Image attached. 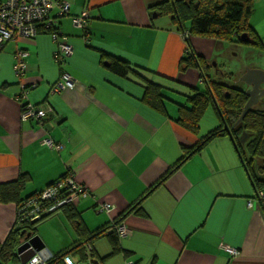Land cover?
Returning a JSON list of instances; mask_svg holds the SVG:
<instances>
[{
	"label": "crops",
	"instance_id": "crops-1",
	"mask_svg": "<svg viewBox=\"0 0 264 264\" xmlns=\"http://www.w3.org/2000/svg\"><path fill=\"white\" fill-rule=\"evenodd\" d=\"M157 1L70 0V13L59 24L73 46L64 64L56 61L57 44L47 32L0 48V184L24 175L25 198L71 169L88 188L75 204L80 228L64 210L35 225L34 235L52 254L91 238L99 264H264V202L245 161L230 134L206 139L222 125L216 108L209 103L194 130L179 121V106H191L188 96L206 84L198 67L181 69V59L194 52L208 61V75L215 78L214 70L217 76L223 71L212 59L228 40L180 29L169 14L153 12ZM85 11L88 40L72 23ZM19 49L29 52L26 81L38 83L27 101L51 109L42 121L22 119L14 68ZM113 57L128 62L126 75L109 67ZM247 68L260 67L223 72L232 76L227 82L215 79L251 90L254 83L239 81ZM62 71L75 85L52 92ZM149 83L161 86V107L148 99ZM263 98L264 92L252 107L264 110ZM211 105L216 116L209 113L206 122ZM103 203L111 204L110 212L99 209ZM17 204L0 202V246L15 228ZM119 221L131 234L119 237L114 251L109 233ZM101 229L106 231L95 235ZM71 256L77 264H92L78 253Z\"/></svg>",
	"mask_w": 264,
	"mask_h": 264
},
{
	"label": "trees",
	"instance_id": "trees-1",
	"mask_svg": "<svg viewBox=\"0 0 264 264\" xmlns=\"http://www.w3.org/2000/svg\"><path fill=\"white\" fill-rule=\"evenodd\" d=\"M254 3L255 0H159L150 7L155 13L169 14L171 19L179 24L180 29H185L183 23L190 20L191 26L188 30L191 33L215 36L224 40H229L232 34H236L238 39L242 42L264 46L259 39L255 28L249 22L250 15L254 11ZM87 31H89L88 27ZM244 33L249 36L248 41L241 40V34ZM187 51L188 52L185 53L181 59L180 68L185 69L186 67L192 66L198 67L202 80L205 81L208 86V90L205 92L196 90L193 95L188 96L191 106H179V121L191 130L198 128L201 115L206 106L209 103H212L220 116L222 125L220 128H217L214 132L210 133L206 139L208 140L209 138L222 133H228L232 136L255 184L257 197L264 202V198H260L258 195L259 191L264 192V159L261 160V163L254 164L253 159L249 157L251 155L264 157V110L252 109L246 114L241 122H238L249 98L247 92L243 89L231 87L228 84L209 76L208 70L210 65L208 61L201 56H197L190 50ZM108 63L113 71L121 75H126L130 70L128 62L117 57H113ZM218 73V77L220 78L225 76L223 72L219 70ZM227 77L232 76L230 74ZM160 88L161 86L156 83H149L147 85V94H149L147 95L148 99H150L154 105L159 107L162 106L163 101V94L160 92ZM225 125L230 129L226 128ZM236 125L239 127L235 128ZM241 129H248L253 131L256 135V139L248 143L246 151L239 147L241 145L239 144L237 135L241 132ZM205 140L196 147L186 150L179 163L186 159L193 151L200 149ZM70 171L72 172L71 169L68 170L60 178L50 182L44 188H41L25 198H22L21 196L22 187L25 183L24 175L17 180L0 184V202L18 201L16 216V222H18V219L24 211H21V209L26 206L28 200L39 195L45 188L58 184ZM72 173L74 174V172ZM45 203L49 205V202ZM75 204L76 202L64 204L52 212L44 213L37 221L27 219L21 223L23 224L22 228H18L15 225V228L0 246V264H4V262L9 260L18 261L16 248L20 243L21 238H24L27 232L35 234V225L37 222L60 210L67 211L69 217L72 218L80 228L81 220L79 219ZM27 210L29 213L30 209L28 208ZM120 223L123 222H115L113 224V231L109 233L114 244V251H117L119 248V237L121 236L119 235L117 226ZM22 231H24L23 235L21 234ZM105 231L106 230L101 229L100 232H97L95 235L102 234ZM88 246H91V248ZM72 253H78L86 262L90 261L92 264H99L98 260L94 258L95 253L91 238L83 239L75 246L59 252L58 254H53L47 264H66L64 262V257L67 255L71 256Z\"/></svg>",
	"mask_w": 264,
	"mask_h": 264
},
{
	"label": "built area",
	"instance_id": "built-area-1",
	"mask_svg": "<svg viewBox=\"0 0 264 264\" xmlns=\"http://www.w3.org/2000/svg\"><path fill=\"white\" fill-rule=\"evenodd\" d=\"M70 0H4L0 1V48L9 40L20 37L34 38L40 32L50 33L57 44L55 59L59 64H64L67 56L73 52V46L68 42V36L59 28V22L62 18L69 15ZM88 12H82L80 15L72 17L74 26L84 31V36L88 40ZM185 32V36H188ZM29 52L26 49H19L16 53L15 73L20 78L21 91L18 99L22 101V119L42 121L51 109L43 105H36L27 101L28 93L37 86V82L26 81V71L28 69L27 56ZM75 78L66 71H62L61 77L52 86V92H61L66 88L75 85ZM26 99L24 102L23 100ZM44 141L52 147L60 148L51 138H45ZM73 172V171H72ZM71 171L58 184L45 188L39 195L27 201L26 206L21 209L22 215L16 222V227L22 228L23 221L38 220L44 213L52 212L60 206L69 202H76L89 195L86 186L79 183ZM260 198H264V192L259 191ZM45 202H49L47 205ZM252 202H250L251 204ZM30 209L28 213L27 209ZM100 210L110 212L111 204L103 203ZM20 211V212H21ZM120 236H129L131 230L124 224L117 226ZM91 248V246H88ZM231 254H239L238 249L225 245ZM53 256L52 252L43 247L35 251V254L25 264H47ZM66 264H77L71 256H65ZM132 264V262H129Z\"/></svg>",
	"mask_w": 264,
	"mask_h": 264
},
{
	"label": "rangeland",
	"instance_id": "rangeland-1",
	"mask_svg": "<svg viewBox=\"0 0 264 264\" xmlns=\"http://www.w3.org/2000/svg\"><path fill=\"white\" fill-rule=\"evenodd\" d=\"M249 22L256 29L259 39L264 44V0H255L254 11L250 15ZM183 26L185 29H189L191 21H185ZM218 51L220 53H215L212 62L216 61L219 68L225 73L232 72L240 74L247 66L260 67L264 69V46L242 42L238 39L236 34H232L226 44V47L222 46ZM213 73L216 76L215 78H220L217 76V73H215V70ZM221 79H225L226 82L230 81L227 76H223ZM200 89L201 91H206V84L201 85ZM209 113L216 116L212 105L205 114L206 122L209 121ZM258 163H261L260 159H258ZM4 264L17 263L14 260H9L4 262Z\"/></svg>",
	"mask_w": 264,
	"mask_h": 264
},
{
	"label": "water",
	"instance_id": "water-1",
	"mask_svg": "<svg viewBox=\"0 0 264 264\" xmlns=\"http://www.w3.org/2000/svg\"><path fill=\"white\" fill-rule=\"evenodd\" d=\"M241 38L245 41L249 40V36L244 33L241 34ZM240 80H244L249 83H254L253 88L251 90H246L247 94L250 95L249 100L244 106L243 112L238 119V122L242 121L248 110L252 107V105L257 101L258 95L257 92L261 91L259 89L260 83L264 81V69L262 68H255L250 69L247 68V71L245 74H243L240 78ZM264 92V90H262ZM261 91V93H263ZM237 122V123H238ZM227 128V126H226ZM34 221H37L34 220ZM24 234V231L21 233ZM45 247V243L42 241V239L38 235H34L31 232H27L25 237L23 238V241L20 243V245L17 247V254L20 258V261L22 264H25L34 254L36 250H39L41 248Z\"/></svg>",
	"mask_w": 264,
	"mask_h": 264
},
{
	"label": "flooded vegetation",
	"instance_id": "flooded-vegetation-1",
	"mask_svg": "<svg viewBox=\"0 0 264 264\" xmlns=\"http://www.w3.org/2000/svg\"><path fill=\"white\" fill-rule=\"evenodd\" d=\"M241 40H243V39L241 38ZM243 41H245V40H243ZM263 86H264V84L262 85V87ZM235 88H237V87H235ZM238 89H240V88H238ZM260 93H261V91H258L257 92V95H259ZM252 109H254V107H252L250 110H252ZM238 127L239 126L236 125L235 128H238ZM237 137H238V140H239V144L241 145L239 147H240V149H243L244 151L247 150L246 147H247L248 143L251 142V141H253L254 139H256L255 133L253 131L248 130V129H246V130L245 129H241V132L237 135ZM249 157H251L253 159L254 164H257L258 163V159H260V160H263L264 159V157H260L258 155H251Z\"/></svg>",
	"mask_w": 264,
	"mask_h": 264
}]
</instances>
